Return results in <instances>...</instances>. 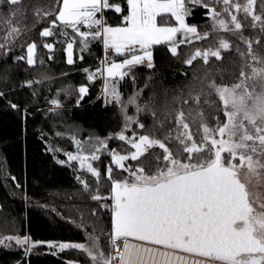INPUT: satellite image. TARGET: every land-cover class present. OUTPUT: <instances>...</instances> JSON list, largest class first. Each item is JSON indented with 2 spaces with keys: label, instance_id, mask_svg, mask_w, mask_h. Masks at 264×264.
<instances>
[{
  "label": "snow or ice",
  "instance_id": "1",
  "mask_svg": "<svg viewBox=\"0 0 264 264\" xmlns=\"http://www.w3.org/2000/svg\"><path fill=\"white\" fill-rule=\"evenodd\" d=\"M189 3L205 9L206 18L211 21L212 33L201 35L196 26L186 23L192 11L186 6ZM126 4L127 14L122 15L121 25L118 26L108 25L103 15L105 10L117 14L124 12L120 4H112L110 0H55L47 11L36 12L33 17L39 24H48V27L41 28V38L53 37L55 30L59 29V36L64 40L57 42L65 44L63 51L68 65L76 62L74 47L77 43L80 61L92 42L102 43L104 60L95 71L84 69V72L89 81L104 78L105 104L119 105L123 116V129L115 136L109 134L107 139L89 138L84 142L73 136L71 140L76 151L64 152L66 160H57V163H67L69 166L77 162L78 170L86 171L96 179V190L93 192L87 180L77 175L76 181L82 185V190L66 196V199L76 197L83 200V194H89L91 201L98 202V209L110 212L111 225L106 240L115 254L106 255L101 247V237L87 232L88 243L47 242L46 246L58 248L61 252L77 250L86 256L89 264H202L200 260L173 256L160 250L161 247L208 257L214 264H264V213L254 214L246 191V183L251 182L252 175H259L256 169L264 168V57L257 55L253 49V44L259 45L260 41H252L242 35L239 37L241 43L246 45L247 52L241 51L238 46L236 48L242 60L238 82L217 84L210 70H206L203 76L194 75L189 98L195 107L188 106L185 110L189 100H184L175 112V127L170 131L163 129L172 113L165 109L158 116L151 104L140 106L137 104L139 92L124 104L116 86L128 76L132 77L134 83L135 67H154L152 48L155 45H168L169 52L176 56L177 49L185 43L207 39L211 34L219 36L221 30L236 34L244 27L237 15L240 12H243L245 20L250 18L253 29L259 28L264 32V0H260V14L255 11L257 0H246L244 4L239 0H126ZM220 5L223 7L218 11ZM0 6L8 7L10 11V15L0 17V22H7V31L0 40V55L6 60L9 53L15 51L13 42L23 35L21 29L13 24L26 25L28 14L24 0H0ZM158 17L163 18L162 24H158ZM169 17L175 21L174 25L169 24ZM69 30L73 34L71 37ZM54 47L52 43L43 44L49 53ZM231 47L227 40L220 38L215 46L197 50L185 64L191 66L197 58L202 59L204 65H208L211 58L220 61L223 59L222 52ZM36 49L35 41L27 44L26 56L16 57L14 62L25 61L27 65L34 66ZM109 53L122 59L119 62L109 60ZM49 59L53 57L50 55ZM43 79L47 80L48 77ZM40 82L27 81L21 87H31L33 83ZM78 92L77 105L87 94L88 88L80 86ZM7 95L9 93L0 90V100H6ZM213 96L217 98L218 105L210 99ZM202 98L204 104L223 113L224 120L217 116L214 127L208 126L201 108ZM6 103L23 119H27V107H21L11 100H6ZM49 103L52 105L50 112L62 107L55 98ZM130 105L136 106V117L127 114ZM144 111L150 112L154 123H158L164 140L175 139L181 146L176 149L175 155L165 142L149 134L138 135L132 131L130 126L134 123L144 129V124L138 120V115ZM191 125L197 126V133L202 132L199 142ZM129 131H132L131 136L126 134ZM56 135L61 134L57 132ZM111 139L124 142L132 151L120 154L117 149H109ZM155 147L163 151L164 166H159L161 159L153 154L157 162L156 171L146 172V169L153 167L148 153ZM48 151L61 150L49 147ZM102 153L110 157L104 173L111 185L107 195L100 194L101 172L93 166V162L101 159ZM183 154H186V159L182 160L180 157ZM129 160L139 161L135 169L125 164ZM113 166L125 174L123 178L114 176ZM245 166L248 171L242 180L240 169ZM4 178L11 179L17 189L21 187L15 176ZM42 207L48 208V205ZM67 207L80 212L78 228L84 229V216L87 214L95 222L93 232L97 228L104 232L102 213L96 208L89 210L75 204ZM49 210L61 215L55 208ZM69 222L75 223L70 219ZM12 241L25 252L45 243L32 241L28 236L10 235L0 237V247H10ZM65 264L74 262L66 261Z\"/></svg>",
  "mask_w": 264,
  "mask_h": 264
},
{
  "label": "trees",
  "instance_id": "2",
  "mask_svg": "<svg viewBox=\"0 0 264 264\" xmlns=\"http://www.w3.org/2000/svg\"><path fill=\"white\" fill-rule=\"evenodd\" d=\"M239 2L244 4L246 0H239ZM54 3L55 0H24L28 14L27 24H13L14 27L21 29L23 35L13 42L12 47L15 51L10 52L6 60L3 55H0V90L9 93L6 100L28 108L25 120L19 112L8 107L6 100H0V237L19 235L28 236L35 242H45L33 247L30 252H25L12 241L10 247H0V264H65L66 261H72L74 264H89L86 256L77 250L61 252L55 247L46 246L47 242L88 243L86 232L101 237V247L104 251H108L109 246L110 251V245L106 240L111 225L110 212L98 209V202L91 201L89 194H83V200L76 197L66 199V196L82 190V185L76 181L77 175L87 180L95 192L96 183L93 177L86 171L78 170L76 162H72L69 166L67 163L61 165L57 163V160H66L63 153L75 150L71 140L73 136L80 141L97 137L107 139L109 134L115 136L123 129V116L119 105L109 103L106 106L104 98L99 94L102 78L97 77L94 81H89L87 73L84 72V69L95 71L100 66L103 48L101 42H92L89 51L83 54L82 61L78 58L80 53L77 43L74 47L76 62L68 65L63 51L65 44L57 42L64 40L59 36V29L55 30L56 35L53 37L39 36L41 28L48 27V24L47 22L39 24L33 19L34 14L47 11ZM110 3L120 4L124 12L117 14L112 10H105L103 15L107 24L121 25L122 15L127 14L126 0H110ZM186 6L192 9L186 23L199 27L201 35L212 33L211 21L206 18L205 9L190 3ZM222 7V5L218 6L217 10L221 11ZM255 11L260 14V0H257ZM7 15H10L9 8L0 6V17ZM237 15L244 27L236 34L221 30L219 36L211 34L207 39L194 40L191 44L185 43L177 49L176 56L169 52L166 44L154 46L152 49L154 67L148 69L145 66H137L133 69L134 83L132 77L128 76L117 84L122 103L127 104L129 98L139 92L137 104L140 106L151 104L158 116L165 109L172 113L163 129V131H170L175 127V112L184 100H189L185 110L188 106L195 107L194 102L189 98V89L194 75L203 76L206 70H210L217 84L231 85L238 82L242 60L236 48L238 46L241 51L247 52L246 45L241 43L239 37L242 35L252 41L259 40L260 44L254 43L253 49L257 55L264 57V32L259 28L253 29L250 26V18L245 20L243 12ZM158 23H163L162 17L158 18ZM6 24V20L0 22V40H3L7 31ZM169 24H175L170 17ZM72 35L69 30V37ZM179 38L178 35L177 39ZM220 38L232 45L230 50L222 52V60L217 61L211 58L209 64L204 65L203 60L197 58L191 66L185 64V61L197 50H207L210 45L215 46V42ZM33 41L37 44L36 64L29 66L25 61L15 63L16 57L26 56L27 44ZM44 43L54 44V50L49 53L43 48ZM50 55L53 57L52 60L49 59ZM44 77L48 79L44 80ZM27 81L42 82L33 83L31 87H21ZM80 86H86L88 92L77 105ZM58 92L59 95H57ZM54 98L60 101L62 107L55 112H50L48 109L52 105L49 101ZM210 99L218 105L215 96ZM201 108L207 117L209 127L215 126L217 116L221 121L224 120L223 113L204 104L203 98ZM127 114L136 117V106H128ZM138 120L139 123L144 124V129H140L135 123L130 126L131 129L134 128L138 133L147 132L155 139L165 142L173 155L176 154V149L181 146L175 139L164 140L159 125L154 123L150 112H141ZM191 128L199 142L202 132L197 133L196 125H191ZM57 132L61 135H56ZM126 134L130 136L132 131ZM109 142L116 147L121 141L111 139ZM49 147L58 148L61 151L50 152ZM153 154L160 157L159 166H164L163 151L158 147L152 148L148 156L153 160V167L146 169L150 172L156 171L157 162ZM182 157H186V154H183L180 159ZM109 163L110 157L101 158L102 182L105 184L101 185L100 192L102 190L106 195L111 186L104 175ZM132 164L134 165L135 162ZM124 175L119 171L114 174L117 179L123 178ZM5 176H15L21 187L17 189L11 179L6 180ZM45 204L48 208L42 207ZM70 204L81 208L87 207L89 210L96 208L98 212H101L104 232L102 233L99 228L93 232L95 222L89 219L87 214L84 216L86 221L84 229L78 228L77 225L81 223V214L67 207ZM51 208H55L61 215L50 211ZM69 219L75 223L69 222Z\"/></svg>",
  "mask_w": 264,
  "mask_h": 264
},
{
  "label": "rangeland",
  "instance_id": "3",
  "mask_svg": "<svg viewBox=\"0 0 264 264\" xmlns=\"http://www.w3.org/2000/svg\"><path fill=\"white\" fill-rule=\"evenodd\" d=\"M189 26H194V25H189ZM197 31L200 34L199 27H197ZM102 51H103V48H102ZM121 59H122V57L113 56V58L111 60H115V61L119 62ZM101 61H102V59H101ZM100 64H101V62H100ZM101 78H102V86H101V90H100L99 94H101L102 97L105 100V96H104L105 80H104L103 77H101ZM117 90H118V86H117ZM120 96H121V94H120ZM108 99L111 100V97H108ZM121 100H122V98H121ZM50 108H52V107H50ZM50 108L48 110H50ZM132 131H135L134 128H132ZM135 132L138 135L148 134L147 132H144V133H138L137 131H135ZM152 138H154V137H152ZM217 138H219V137H217ZM92 140H95V138L92 139ZM81 142H84V141H81ZM113 145L114 144L112 142H109L108 143V148L109 149H117L120 152V154H127L128 152L132 151V149L128 145L124 144L122 141L116 147H114ZM75 151H76V149L73 152H75ZM102 157H105V159H106L109 156L106 153H102L101 154V158ZM183 159H186V157H182V160ZM100 162H101V159L99 161L93 162V166L96 167L97 169H99L100 172H101ZM132 162H135V164L133 165ZM132 162H131V160H129V161H126L125 164L126 165H132V167L135 169V167L139 164V161H132ZM262 162H264V158H262ZM236 163H239V161H236ZM76 164L78 166L77 162H76ZM116 171H118V170L115 168V166H113V173L115 174ZM247 171L248 170H247L246 166L240 169V174H241L242 180L244 179V176L247 173ZM256 171L259 173V175H252L251 182L250 183H246V191L248 192V200H249V203L251 204V206H252V208L254 210V214H260V213H264V168H257ZM146 172H150V170L149 171L146 170ZM154 172L155 171L150 172V173H154ZM102 179H103V176H102V172H101V177H100V182L101 183H100V185L103 186V184H105V183L102 182ZM93 180L96 183V179L93 178ZM106 185H107V183H106ZM100 194L101 195H106L104 192H102V190H101ZM56 249L59 250L58 248H56ZM105 253H106V255L107 254H111V247H110V251H109V246H108V251H105Z\"/></svg>",
  "mask_w": 264,
  "mask_h": 264
},
{
  "label": "crops",
  "instance_id": "4",
  "mask_svg": "<svg viewBox=\"0 0 264 264\" xmlns=\"http://www.w3.org/2000/svg\"><path fill=\"white\" fill-rule=\"evenodd\" d=\"M158 18H157V22H158ZM139 243H143V242H139ZM157 247H160V246H157ZM160 250L167 251L170 254H172L173 256L181 255V256H185L189 260H200V261H202V264H214V262L210 258H207V257H199V256H196V255H193V254L181 252L179 250H175V249H165V248H162V247H161Z\"/></svg>",
  "mask_w": 264,
  "mask_h": 264
},
{
  "label": "built area",
  "instance_id": "5",
  "mask_svg": "<svg viewBox=\"0 0 264 264\" xmlns=\"http://www.w3.org/2000/svg\"><path fill=\"white\" fill-rule=\"evenodd\" d=\"M113 56H115L113 53H109L108 59L111 60L113 58ZM104 60V50L102 51V61ZM111 254L114 255L115 252L114 250L111 248ZM115 264V262H114Z\"/></svg>",
  "mask_w": 264,
  "mask_h": 264
},
{
  "label": "water",
  "instance_id": "6",
  "mask_svg": "<svg viewBox=\"0 0 264 264\" xmlns=\"http://www.w3.org/2000/svg\"><path fill=\"white\" fill-rule=\"evenodd\" d=\"M250 204V203H249ZM250 206H251V204H250ZM252 207V206H251ZM176 250V249H175ZM180 251V250H179ZM208 258V257H207Z\"/></svg>",
  "mask_w": 264,
  "mask_h": 264
}]
</instances>
